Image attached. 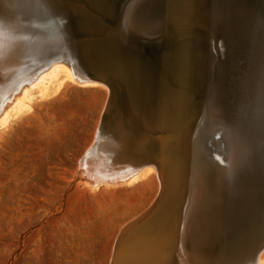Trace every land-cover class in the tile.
Instances as JSON below:
<instances>
[{
    "label": "rangeland",
    "instance_id": "374dc122",
    "mask_svg": "<svg viewBox=\"0 0 264 264\" xmlns=\"http://www.w3.org/2000/svg\"><path fill=\"white\" fill-rule=\"evenodd\" d=\"M126 1L39 0L45 12L32 14L7 12L0 5V63L10 65L38 49L44 58L60 57L62 49L70 47L77 71L101 81L81 85L61 73L46 87L33 88L25 104L1 125L0 264H185L177 249L175 223L186 195L185 160L192 142L224 159L220 139L230 134L228 122L250 125L253 140L259 134L251 114L239 106L232 114L227 108V123L204 122L214 64L230 55L234 43L220 24L209 19L170 23L158 38L136 39L134 47L125 48L86 38L99 20L113 24ZM8 28L23 31L6 34L13 32ZM23 32L63 37L53 45L36 40L31 47ZM199 37L206 48L194 63L178 56L186 43ZM12 46L19 49L13 51ZM33 64H14L7 70L0 64V111L14 92L2 91L3 86L10 77L17 81L34 71ZM121 80L138 99L139 118L132 123L124 90L111 95L108 86ZM228 100L227 105L232 104L233 96ZM165 111L175 114L171 126L153 125L152 119ZM115 159L147 162L154 169L132 184L95 185V178L116 175L108 171H116ZM262 179L236 213L225 215L219 234L241 264L252 261L253 237L264 229ZM162 188L168 193L159 198ZM130 220L135 222L125 229ZM262 258L264 262V252Z\"/></svg>",
    "mask_w": 264,
    "mask_h": 264
},
{
    "label": "bare ground",
    "instance_id": "6f19581e",
    "mask_svg": "<svg viewBox=\"0 0 264 264\" xmlns=\"http://www.w3.org/2000/svg\"><path fill=\"white\" fill-rule=\"evenodd\" d=\"M0 5H2L7 12L13 9L17 11V13L18 11H26L27 14L45 12L39 0H0ZM203 19L211 20L214 25L220 24L222 29L231 34L234 39L230 55L225 59H217L214 64L216 74L209 84L207 97L206 100H204L205 103L203 102L205 104L204 122L209 125L226 122L228 117H226L227 113L225 112L229 109L230 114H232V108L239 106L242 108L243 112H249L251 114L253 120L252 125L258 128L259 134L256 140H253L251 137L250 125L242 123L238 125L237 123L226 122L230 126L231 131L228 137L220 139L225 150L224 159L215 158L200 148L198 142H192V148L187 152L185 160V168L187 171L186 195L181 205L182 208L179 210V212L181 211L180 217L177 219L176 225L174 224L178 234L177 249L181 261L185 264H217V262L218 264H241L234 251L222 245L219 234L221 226L224 223L225 215L236 213L240 207V203L250 195L252 189L263 183L264 0H127L113 24L99 20L97 22L98 28L86 38L103 40L113 49L125 48L127 45H132L134 47V45H136L133 43L134 40L140 38L144 40L158 38L170 23H176L178 21H199ZM9 30L13 31L12 29ZM4 31H6V29ZM22 31L23 30L19 29L18 31L15 30L13 32H7L6 34L17 35ZM23 33L25 34L23 39H30L28 45L31 44V47L36 40H40L36 42H49V45H53L63 37L52 36L47 38L46 34L40 32H35L33 34ZM21 38V36H17L16 40ZM205 45L206 44H204L200 37L191 40L180 49L178 56L180 55L185 59L184 61H191L194 63L197 57L200 56L201 50L206 48ZM12 48L13 51L19 49L18 46H12ZM68 49H70V47ZM68 49H62L61 56L60 54L58 55L60 57L44 58L45 52L38 49L37 53L30 57L24 56L19 58V60L16 59V62L11 61L12 63L10 62V65H8L9 62L4 63V60H1L0 64H5V66H3L5 70L14 67V64L20 65L27 62H34L35 64L33 65H36V67L34 71L27 73L23 78L20 77L17 81L10 77L9 84L3 86L4 88L2 91L10 88L11 90L14 89V92L0 111V127L9 121L10 115L15 109L25 104L26 99L29 98L28 94L33 88L46 87L52 79L57 78L61 73H64L81 85L101 83L96 77H84L77 71L74 65V55L71 53L72 50ZM240 60L242 61L241 63L239 62ZM24 70L26 71L25 68ZM122 80L121 83L120 81H116V83L108 86L111 95L113 93H115L114 95L120 94V92L123 93L124 90L123 95L125 96L130 112V115L127 117L128 121L132 123L139 118L137 112L138 99L131 87ZM1 85L2 84H0V86ZM231 95L233 96V103L227 105L229 102L228 98ZM109 106H111V104ZM173 115L175 114L165 111L157 120L150 119H152L153 125L160 124L162 128L163 124V126L169 125ZM152 121L150 120L151 124ZM143 124L146 125V123ZM115 160L116 163H114V165L117 167L115 168L116 171L112 172L109 169L108 171L110 174L116 175L106 178H104L105 176L98 177L97 179L95 178V185H99V183L102 184L103 181L110 182L111 184H132L143 175L147 174L152 168L154 169V166L148 165L147 162L136 165L135 162L129 159ZM118 163H120V165H118ZM84 168L87 169L88 167L85 166ZM121 168L127 169L119 171ZM85 169L84 171H88V169ZM88 176L90 177V175ZM163 191H165L164 188H162L159 198L162 194L164 195ZM166 192L168 193V191H165V193ZM133 222L135 221L130 220L125 225V229ZM176 230L174 231L176 232ZM154 231L157 232L155 229ZM263 233L264 229L253 237L252 248L254 247V253L251 257L252 263L247 262L246 264H264L262 258L264 252V236H261ZM135 234L137 233H134V237ZM159 235H161V233ZM130 236L132 237V235ZM151 236L152 235H150V238ZM173 241L171 242L173 243ZM130 243L127 244L130 245ZM160 248H162L161 245ZM137 250L133 253H136ZM141 264H144V262Z\"/></svg>",
    "mask_w": 264,
    "mask_h": 264
}]
</instances>
